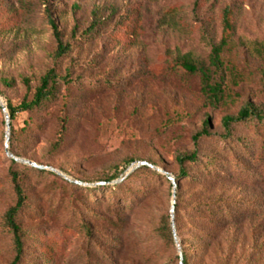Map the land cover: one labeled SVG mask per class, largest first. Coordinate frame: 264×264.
Returning a JSON list of instances; mask_svg holds the SVG:
<instances>
[{
  "label": "rangeland",
  "instance_id": "374dc122",
  "mask_svg": "<svg viewBox=\"0 0 264 264\" xmlns=\"http://www.w3.org/2000/svg\"><path fill=\"white\" fill-rule=\"evenodd\" d=\"M95 18L99 31L84 40L81 33ZM50 20L62 41L74 45L64 58L55 57ZM228 21L232 34L223 44ZM217 46L221 66L214 69ZM186 57L213 71L220 102L205 92L199 73L184 69ZM49 70L57 76L56 96L15 115L11 153L81 184L13 166L0 106V222L15 203L11 168L21 173L28 197L19 218L25 239L18 264H180L174 238L162 228L164 218L171 225L173 201L177 240L189 264H264V128L222 126L223 117L246 104L264 111V0H0L3 104L31 101ZM207 121L210 136L195 142ZM180 152L217 157L221 178L212 181L201 166L185 163L189 177L174 186L166 175L136 167L147 162L176 179ZM231 160L245 174L232 172ZM118 183L126 185L116 189L119 200L99 187ZM218 200L233 213L250 210L208 246L197 244L206 229L194 209ZM14 258L0 227V264Z\"/></svg>",
  "mask_w": 264,
  "mask_h": 264
},
{
  "label": "trees",
  "instance_id": "16d2710c",
  "mask_svg": "<svg viewBox=\"0 0 264 264\" xmlns=\"http://www.w3.org/2000/svg\"><path fill=\"white\" fill-rule=\"evenodd\" d=\"M50 24L53 29V34L57 41V48L55 51L56 58H64L66 57L74 48L72 43H64L61 39V34L53 20H50ZM101 22L98 19H94L91 25L81 33V36L84 40H91L99 31V27L101 26ZM121 32L127 31L125 27H121ZM233 25L230 21L226 22L224 28V35L221 43H225L232 34ZM221 50V46H217L212 50L210 65L214 69H219L221 66V62L219 59V52ZM181 65L187 72L194 73L197 72L201 75V78L204 82L205 92L211 97L213 101L220 102L221 100V90L218 83H212V74L213 71L207 67L202 61L193 59L192 57L183 58L181 61ZM56 74L54 70H49L46 75L42 78L40 86L36 89L33 99L29 102L22 101L17 105H12L7 101L6 106L8 113L10 115V124L14 119L15 115L22 112H29L36 108L41 107L44 103L51 101L56 96L57 91V81ZM91 87H94V83H89ZM235 124H241L243 126H256L264 128V111L260 108L252 105L246 104L242 107V109L238 112L236 116H225L222 118V126L226 131H229L231 127ZM208 121L205 122V130L194 137V141L197 142L198 139L202 136H210L208 134ZM229 134H226L227 138ZM11 151V148H10ZM13 154V153H12ZM14 155V154H13ZM176 162L181 166L179 177H176V181L178 182L181 178L189 177L186 170L182 167L185 163H189L192 165L201 166L204 169V177L214 181V179H220L218 171V158L213 156L210 158L201 157L197 152H180L176 156ZM14 166L16 162L14 160L11 161ZM229 169L237 174H245V167L239 165L233 160L229 161L228 164ZM139 171L150 172L154 175H159L153 169L148 166L139 167ZM42 173L44 171L40 170ZM138 172V171H137ZM10 177L13 186V191L15 195V203L9 208L1 218L0 227L2 231L7 233L10 236L12 247L15 251V258L11 262V264H18L21 256L23 254L24 249V239H25V230L19 223V218L25 207L27 206L28 197L26 195L25 189L22 183V175L18 171L11 168ZM113 179V178H112ZM112 179H108L107 182ZM124 183H118L114 185H101L99 187H107L111 193H114V196H117L116 189L121 190L125 188ZM128 192L127 200L132 199V193L129 192V189L126 190ZM117 199H121V196H117ZM177 208L175 204V209ZM244 211L233 213V209L229 206L228 203L223 201H213L207 203H201L196 206L194 209V220L196 223L203 226L206 230H200L196 237L197 244H204V246H208L213 240L214 235L219 232L221 229L233 225L238 224L242 218H244L248 211L250 210V206L244 207ZM247 211V213H246ZM240 218V219H239ZM162 228L166 234L168 239L173 238L171 225L168 218H164L162 221ZM86 234L90 235V229L85 228ZM183 256V264H189L188 256L182 253ZM180 261V258H179Z\"/></svg>",
  "mask_w": 264,
  "mask_h": 264
},
{
  "label": "water",
  "instance_id": "95a60500",
  "mask_svg": "<svg viewBox=\"0 0 264 264\" xmlns=\"http://www.w3.org/2000/svg\"><path fill=\"white\" fill-rule=\"evenodd\" d=\"M0 106H1L2 112L4 114V119H5V153H6L7 157H9L11 160H14L16 163H21V164H24V165H27V166H30V167H33L35 169L42 170V171H51L53 173H56V174L60 175L64 179L73 182L74 184H77V185L81 184L78 181L71 180L69 177H67V176L63 175L62 173H60L57 169H54V168L48 167V166H44V165H39V164H37V163H35L33 161H30V160H27V159H23V158H19V157L13 155L11 153V151H10V143H9V136H10V130H11L10 115L8 113L6 104L5 103L3 104L1 99H0ZM140 166H148L151 169L156 170V171H158L159 173H161L163 175H166L173 182L174 186L176 185L175 178L173 176H171V174L165 172L164 170L159 169L156 166H154L152 164H149L147 162H137L136 167H140ZM174 210H175V204H174V201H173V204H172V207H171V230H172V235H173L174 241H175V243L177 245V248H178L180 264H183L182 263L183 256H182V252H181L178 240H177L176 231H175V228H174V215H173L174 214Z\"/></svg>",
  "mask_w": 264,
  "mask_h": 264
}]
</instances>
